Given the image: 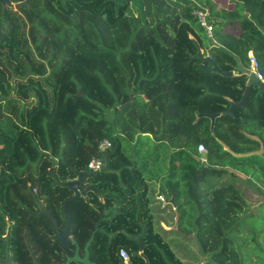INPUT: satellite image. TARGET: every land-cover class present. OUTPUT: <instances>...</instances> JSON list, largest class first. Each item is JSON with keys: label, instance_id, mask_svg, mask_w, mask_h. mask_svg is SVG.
Wrapping results in <instances>:
<instances>
[{"label": "trees", "instance_id": "16d2710c", "mask_svg": "<svg viewBox=\"0 0 264 264\" xmlns=\"http://www.w3.org/2000/svg\"><path fill=\"white\" fill-rule=\"evenodd\" d=\"M7 1L20 3L18 11L0 3V236L4 218L14 220L10 261L60 264L64 250L73 253L48 237L51 218L64 225L62 205L72 196L64 183L87 173L108 139L105 169L84 176L75 186L84 195L66 207L80 254L96 225L88 246L95 264H124L120 249L126 264H181L159 225L172 227L176 217L170 233L192 236L204 264H264V205L253 214L223 180L244 177L264 190V93L240 65L252 51L264 75V24L246 11H264V0L222 9L210 0H167L178 18L169 43L141 26L123 54L124 71L109 65L103 42L81 49L90 34L102 39L117 22L143 25L144 0ZM203 5L212 34L242 35L241 52L213 44L193 14ZM246 86L245 107L225 114ZM211 115H218L213 122ZM136 146L153 147L139 153ZM155 190L163 208L153 207Z\"/></svg>", "mask_w": 264, "mask_h": 264}, {"label": "rangeland", "instance_id": "374dc122", "mask_svg": "<svg viewBox=\"0 0 264 264\" xmlns=\"http://www.w3.org/2000/svg\"><path fill=\"white\" fill-rule=\"evenodd\" d=\"M210 1L214 2L216 6L220 9L227 8L231 3L236 1L245 4L243 0ZM144 5V11L147 17L146 20L143 22V25H137L136 23H132L130 19H126L125 21L119 23L117 22L115 27L110 29L107 28V30L102 31V39L100 38V36H96L95 33L90 34V37L81 49V52L90 53L92 46L96 45L98 42H103L104 45L107 46L108 51L106 55L108 56L107 61L109 65L113 69L120 71L123 70V67L125 66V55L123 54L130 51V49L134 46L132 44L133 39L131 38L133 37L135 39L138 33H142L144 31L142 28L145 27L146 29L150 30L149 32L154 34L155 37H157L160 41L168 44L170 41L171 34H173V30L175 29L176 24L178 22L176 10L167 0H144ZM202 8L203 10H206L208 12V8L205 5H203ZM249 9L250 8H247L246 11L250 12L253 17H257L258 20L262 24H264V11L260 9H252L251 11V9ZM88 21L90 22L89 24H93L92 21ZM213 34V44L215 46H222L234 54L241 52L242 35L240 33L214 32ZM246 60L248 61L247 55ZM261 61L264 62L262 58ZM240 65L244 70H246L248 67V65L245 64L243 57L242 60H240ZM126 73L129 74L128 72ZM136 147L139 149V153H141L142 151H145L146 148L151 149L153 146ZM125 148L127 149V152L130 151V155L134 153L133 151L135 149V146H125ZM223 180H231L233 182V185L240 190L243 197L251 205V211H256V209H258L261 205H264V190H261L262 193L258 192L255 188L249 185L247 178L241 177V179L239 178L237 180H234L226 176L223 178ZM155 200H158V202H163L165 199L161 196L156 195ZM160 228L161 236H163L165 241L169 245H171L173 253L181 264H204L206 258L200 253L198 245L196 241L192 238V236H189L188 239H184V237L178 235V233H175L176 231L174 233H170L172 232L171 227H166L164 223L160 225ZM173 228L175 229V227ZM249 238L250 237H248L247 240H249ZM262 238L263 236L260 237L261 240Z\"/></svg>", "mask_w": 264, "mask_h": 264}, {"label": "water", "instance_id": "95a60500", "mask_svg": "<svg viewBox=\"0 0 264 264\" xmlns=\"http://www.w3.org/2000/svg\"><path fill=\"white\" fill-rule=\"evenodd\" d=\"M0 3L3 6L7 5L8 7H12L14 11H18L19 5H20V3L12 4V3L8 2L7 0H0ZM195 57H198V58L202 59L203 62H205V61L211 62L212 63V68L210 69V71H212V72H220L218 67L216 66V64L214 62H212L209 57H202L201 56V52L200 51L197 52ZM227 75H232V72H228ZM257 84L259 86V89L264 93V83L263 82H257ZM248 91H249V86H246L244 91H243V94H242V96H241V98L239 100V102H237V103L230 102L228 109L225 111V114L231 115L234 108L245 107V100H246V96L248 94ZM130 99H131V97H130ZM217 116L218 115L209 116L211 122H213V120ZM102 160H103V165H102L100 170H104L105 167H106V161H105V156L104 155L102 156ZM90 174H92V171L88 170L87 173L80 174L77 179L70 180V181H67V182L64 183L65 186L72 191V196L70 198H68L62 205V214H63L64 220H65V224H64V227H63L62 231H60V230L57 231L56 235L54 236V240L57 241L59 246H61V247H67L68 245H73L74 246L73 255L71 257H67L65 264H68L70 260L74 261V262H77L79 264H95V263H93V262H91L89 260L88 246H89L90 242L93 239L94 233L98 229L97 226L95 225L94 230L90 234V237H89L86 245L83 248V252L84 253H83L82 256H80L81 254L79 252V246L76 244L75 240L69 236V225H70V222H71V216L67 212V209H66L67 204L69 202L74 201V200L78 199L79 196H83L84 195V191L78 192L76 190L75 186L82 181L84 176H88ZM169 202L171 203L172 199ZM51 220H52V223H53L54 227H56V221L54 219H52V218H51ZM176 228H177V224H175V229ZM135 239H136V241H138L139 237H135ZM138 247H139V251H141V247L139 245V242H138ZM5 261H7V260H5Z\"/></svg>", "mask_w": 264, "mask_h": 264}, {"label": "built area", "instance_id": "2783aa9c", "mask_svg": "<svg viewBox=\"0 0 264 264\" xmlns=\"http://www.w3.org/2000/svg\"><path fill=\"white\" fill-rule=\"evenodd\" d=\"M194 16H196L200 26L204 29L206 35L210 38H212V27L207 22V18L209 16V12L206 10H203V8H197L193 11ZM247 76L252 77L257 82H263L264 83V75L263 71L261 70L260 63L257 59V57L254 55L252 51H249L247 53ZM111 147V143L108 139H102L98 145L97 150L100 154H104L106 150H108ZM197 154L199 155V161L203 163L205 161V153L206 150L203 147V145L199 144L196 148ZM103 164L102 157H93L90 159V161L87 164V169L91 170L92 172L98 171L101 169ZM119 257L123 261L124 264L127 263L128 260V254L124 249L119 250Z\"/></svg>", "mask_w": 264, "mask_h": 264}, {"label": "flooded vegetation", "instance_id": "af4514ba", "mask_svg": "<svg viewBox=\"0 0 264 264\" xmlns=\"http://www.w3.org/2000/svg\"><path fill=\"white\" fill-rule=\"evenodd\" d=\"M4 222H5V225H4V227H5V234L4 235H2V236H0V244H5V246H4V249H3V251H1V249H0V262H1V264H14L13 262H11L10 261V259H9V256H10V254H9V250H8V248H9V245H8V240H9V235H8V232H9V227L11 226V225H14V223H15V221L14 220H10L8 217H5L4 218ZM53 224V223H52ZM65 224V223H64ZM54 226V225H53ZM63 227H64V225L62 226V227H60V228H58V227H54L55 228V233H54V235L53 236H51L50 234H48V237L50 238V240L51 241H55L54 240V236L56 235V233H57V231L58 230H60V231H62L63 230ZM57 242V241H56ZM58 243V242H57ZM25 245H26V247L28 248V249H30V247H31V245H30V243L27 241V240H25ZM59 245V244H58ZM69 246V245H68ZM67 246V247H68ZM73 246V245H72ZM61 247V246H60ZM74 247V246H73ZM62 249H65L66 247H61ZM74 251V250H73ZM63 255H64V257H65V260H64V262L63 263H60V264H65V262H66V259H67V257H71L72 255H73V253L72 254H67L66 253V251L64 250V252H63ZM80 256H82V254L80 255ZM32 259H33V262H34V264H36V262H35V260H34V256H32ZM5 260H7V261H5ZM90 260V259H89ZM71 263H76V264H79V263H77V262H74V261H69V263L68 264H71ZM53 264H58V263H53Z\"/></svg>", "mask_w": 264, "mask_h": 264}, {"label": "crops", "instance_id": "0c3cea01", "mask_svg": "<svg viewBox=\"0 0 264 264\" xmlns=\"http://www.w3.org/2000/svg\"><path fill=\"white\" fill-rule=\"evenodd\" d=\"M237 179H239V177L238 178H235L234 180H237ZM154 195H155V198H156V195H157V190H155V193H154ZM163 198V197H162ZM167 201L166 200H164L163 202H161V201H159L158 202V200H156L155 201V203L153 204V207L154 206H156V207H154V208H163V206H164V204L166 203ZM162 205V206H161ZM172 209L174 210V207H172ZM251 210H252V208H251ZM259 209H256V211H252V213H255V214H259ZM263 213V212H262ZM176 221H177V219H176V217L174 218V223H173V226L171 227V231H175L176 229H174L173 227H175V224H176ZM161 224H163V222H159V225H161ZM167 227V226H166ZM170 231V230H169ZM168 232V231H167ZM166 236V235H165ZM252 259H253V257H251Z\"/></svg>", "mask_w": 264, "mask_h": 264}, {"label": "clouds", "instance_id": "9594fccd", "mask_svg": "<svg viewBox=\"0 0 264 264\" xmlns=\"http://www.w3.org/2000/svg\"><path fill=\"white\" fill-rule=\"evenodd\" d=\"M103 156V155H102ZM103 161V160H102ZM103 165V164H102Z\"/></svg>", "mask_w": 264, "mask_h": 264}]
</instances>
